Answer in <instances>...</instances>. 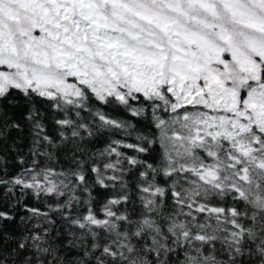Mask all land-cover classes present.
Instances as JSON below:
<instances>
[{
	"label": "snow or ice",
	"instance_id": "snow-or-ice-1",
	"mask_svg": "<svg viewBox=\"0 0 264 264\" xmlns=\"http://www.w3.org/2000/svg\"><path fill=\"white\" fill-rule=\"evenodd\" d=\"M0 264H264V0H0Z\"/></svg>",
	"mask_w": 264,
	"mask_h": 264
}]
</instances>
